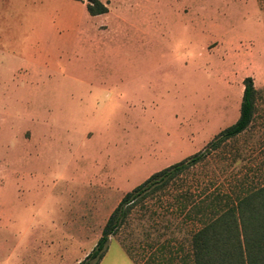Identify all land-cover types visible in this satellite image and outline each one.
Returning a JSON list of instances; mask_svg holds the SVG:
<instances>
[{
	"label": "rangeland",
	"instance_id": "rangeland-1",
	"mask_svg": "<svg viewBox=\"0 0 264 264\" xmlns=\"http://www.w3.org/2000/svg\"><path fill=\"white\" fill-rule=\"evenodd\" d=\"M100 1L0 0V264L83 260L126 192L237 120L245 77L250 125L134 207L99 264H190L210 200L264 184V0Z\"/></svg>",
	"mask_w": 264,
	"mask_h": 264
},
{
	"label": "trees",
	"instance_id": "trees-1",
	"mask_svg": "<svg viewBox=\"0 0 264 264\" xmlns=\"http://www.w3.org/2000/svg\"><path fill=\"white\" fill-rule=\"evenodd\" d=\"M86 2L89 15L107 12L106 5L100 0ZM255 101L253 80L245 77L237 120L219 131L202 150L152 173L126 192L109 214L92 250L77 264H99L110 237L126 222L132 209L243 132L253 119ZM219 196L220 198L210 200L216 201L208 205H214L210 212L200 216L201 227L190 233V264H264V184L234 198L231 195ZM195 211L197 214L200 210L198 208ZM134 263L137 264L135 261Z\"/></svg>",
	"mask_w": 264,
	"mask_h": 264
},
{
	"label": "crops",
	"instance_id": "crops-1",
	"mask_svg": "<svg viewBox=\"0 0 264 264\" xmlns=\"http://www.w3.org/2000/svg\"><path fill=\"white\" fill-rule=\"evenodd\" d=\"M68 1H74V0H68ZM71 16V17H70ZM72 16L71 14L67 15L66 21L62 26H64L65 31H70L72 30ZM76 18V17H75ZM76 20V19H75ZM69 29V30H68Z\"/></svg>",
	"mask_w": 264,
	"mask_h": 264
}]
</instances>
